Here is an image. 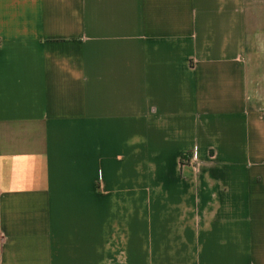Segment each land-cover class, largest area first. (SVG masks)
<instances>
[{
    "label": "crops",
    "instance_id": "obj_1",
    "mask_svg": "<svg viewBox=\"0 0 264 264\" xmlns=\"http://www.w3.org/2000/svg\"><path fill=\"white\" fill-rule=\"evenodd\" d=\"M264 0H0V264H264Z\"/></svg>",
    "mask_w": 264,
    "mask_h": 264
},
{
    "label": "rangeland",
    "instance_id": "obj_2",
    "mask_svg": "<svg viewBox=\"0 0 264 264\" xmlns=\"http://www.w3.org/2000/svg\"><path fill=\"white\" fill-rule=\"evenodd\" d=\"M263 53H264V51H263Z\"/></svg>",
    "mask_w": 264,
    "mask_h": 264
}]
</instances>
